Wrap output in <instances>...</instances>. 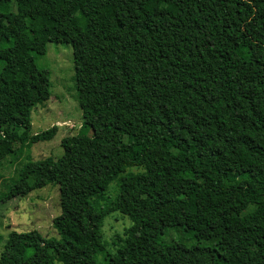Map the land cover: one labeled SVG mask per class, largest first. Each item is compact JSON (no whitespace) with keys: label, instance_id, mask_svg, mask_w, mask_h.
I'll return each mask as SVG.
<instances>
[{"label":"trees","instance_id":"1","mask_svg":"<svg viewBox=\"0 0 264 264\" xmlns=\"http://www.w3.org/2000/svg\"><path fill=\"white\" fill-rule=\"evenodd\" d=\"M49 43L83 121L21 178L59 186L58 238L13 231L0 264H264V0H0V163L51 99Z\"/></svg>","mask_w":264,"mask_h":264},{"label":"rangeland","instance_id":"2","mask_svg":"<svg viewBox=\"0 0 264 264\" xmlns=\"http://www.w3.org/2000/svg\"><path fill=\"white\" fill-rule=\"evenodd\" d=\"M37 65L50 72L52 96L33 111L31 138L19 144L16 151L0 163V254L13 231L37 230L45 237L58 238L52 224L61 212L59 186L51 184L34 189L22 180L21 172L31 161L62 156V139L76 134L83 121L77 101L72 47L49 43L47 53L37 58ZM129 224V220L119 214L107 219L103 230L107 244L113 246V241ZM186 239L182 229L173 228L167 229L159 242L171 244Z\"/></svg>","mask_w":264,"mask_h":264}]
</instances>
